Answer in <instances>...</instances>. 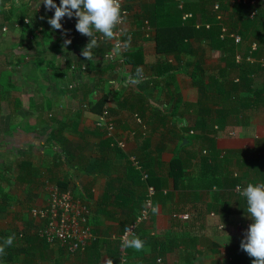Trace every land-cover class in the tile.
I'll use <instances>...</instances> for the list:
<instances>
[{
  "label": "crops",
  "instance_id": "crops-1",
  "mask_svg": "<svg viewBox=\"0 0 264 264\" xmlns=\"http://www.w3.org/2000/svg\"><path fill=\"white\" fill-rule=\"evenodd\" d=\"M188 1L196 0H178L179 6ZM154 2L133 0L129 5L124 39L127 51L138 52L133 56L138 63L119 65L105 59L110 47L102 53L93 48V59L86 60L81 50L90 37L80 34L75 26L74 35L69 36L67 16L61 20L62 30L52 29L48 18L54 9H47L41 0H2L0 8L7 12L30 6L27 16L38 35L22 42L29 24L20 26L16 15L5 20L0 13V23L4 21L7 27L0 33V204L5 205L0 231L13 235L30 231V224L39 222L29 208L47 204V182L66 180L76 200L89 208L92 226L101 234L115 236L121 230L119 218L127 217L129 208L147 192V182L130 160L131 155H137L150 177L161 178L166 187L165 192L156 194L158 210L144 227L145 239L148 235L154 238H148L142 251L133 252L127 264H231L227 247L238 238L231 235L217 240L209 231L213 222L202 218H223V205L230 206L229 218L238 216V184L231 192L228 187L212 184L213 180L222 183L221 178L230 175L264 183V105L251 106L228 118L225 131H218L215 137L223 162L207 170L202 159L210 157V148L205 142L203 147L188 140L182 128L196 125L201 79L218 73L223 66L222 51L209 48L208 40L192 39L179 58L159 53L155 29L142 17L144 9ZM55 3L59 5L60 0ZM160 9L167 8L161 5ZM65 39L71 43L65 46ZM75 62L86 63L87 70L81 75L73 73L70 69ZM197 62L204 72L196 70ZM77 78L81 84L68 87ZM254 78V87L263 88L264 70ZM206 93L214 100L203 105L223 108L222 93L216 87ZM102 97L116 123L113 136L96 126L98 113L91 109ZM84 103L90 107L84 108ZM118 140L125 146L118 145ZM180 142H190L183 153L189 164L177 186L168 175V165ZM191 150L196 156L190 159ZM22 158L31 159L34 169L28 168L30 164L18 167ZM208 181L211 184L207 187ZM29 193L36 195L31 199ZM220 196L224 199L219 200ZM211 203L218 206L217 213L208 211ZM183 214L189 217H180ZM85 261L82 252L70 253L58 243H44L33 255L17 254L13 264ZM100 264H109L106 254Z\"/></svg>",
  "mask_w": 264,
  "mask_h": 264
},
{
  "label": "trees",
  "instance_id": "trees-1",
  "mask_svg": "<svg viewBox=\"0 0 264 264\" xmlns=\"http://www.w3.org/2000/svg\"><path fill=\"white\" fill-rule=\"evenodd\" d=\"M10 1V0H7ZM2 0H0L1 6ZM213 0H196L188 1L179 6L178 0H155L154 4L144 9L142 17L145 20H149L150 26L155 29V41L157 44V51L161 54H173L175 57L179 58V55L183 51L187 50V44L193 40H208V46L214 51H222L221 61L223 66L220 67L217 74L209 75L207 80L201 79L200 84V98L197 102L199 107L196 110L197 120L196 125L193 127H183L182 131L185 137L192 142H196L203 146V143H206V146L210 148V157L202 159L205 163V168L210 170L211 168H216L222 164L223 159H221L222 152L216 148L215 137L218 131H225L227 128L226 121L232 115H241L244 113V110L250 108L251 106L264 105V87L255 88V75L264 70V0H256L255 4L251 2L246 3H234L232 5V11L230 12V18L227 20L229 22L230 33L236 32L240 34L241 40L237 42L234 37L229 35H223L221 25L219 24L218 19L213 15L211 11ZM164 5L165 8L163 11L160 9V6ZM28 8L30 6H22L17 9H12L11 12L3 11L0 8V13L5 16V20L10 19L11 15H16L17 20L20 26L23 25V21L28 17ZM223 8L230 9L229 5H223ZM25 14H24V12ZM256 10L255 15L252 16V12ZM17 11V12H16ZM15 13V14H13ZM186 15V17H185ZM198 22H210L211 27L207 28L206 26L197 27ZM4 21L0 23V33L4 28ZM32 23V19H31ZM4 31V30H3ZM37 28L36 26L29 24V27L25 26V29L22 34L21 41L26 42L29 39L37 38ZM31 39V40H32ZM30 40V41H31ZM97 48L101 50V53L104 52L110 43L108 41L98 42ZM256 43L257 47L252 48V45ZM195 48H193L194 50ZM138 52L130 53L126 51V63L137 64V61L133 60V56L137 55ZM197 53V51H196ZM238 56L240 59H238ZM194 63H192L193 65ZM196 70L204 72L200 67V62L196 63ZM235 77H232V75ZM237 79V80H236ZM197 81V80H195ZM232 84V85H231ZM216 87L218 93H222L224 106L222 109H214L209 106L203 105V103L208 100H214V96H209L206 92L210 89ZM231 88H234L233 90ZM213 92V90H212ZM204 97L206 99H204ZM235 101V102H234ZM106 98L102 97L95 105L92 106V110L101 113L105 107ZM232 103H235L234 105ZM195 106V104H192ZM215 115L217 118H215ZM194 133V134H190ZM194 131V132H192ZM205 136L204 139L201 137ZM190 143V142H189ZM189 143L183 144L180 142L179 146L175 150V154L168 165V175L172 177L175 182V185L180 186L179 182L184 180L186 176L185 168L188 167L189 160H187L183 153L186 148L190 145ZM204 147V146H203ZM209 151L206 149L205 151ZM207 151V152H208ZM62 152H66V148L62 149ZM191 158H194L196 154L192 150L188 154ZM224 155L222 158H225ZM28 158H22L19 161L18 167H24L29 165L28 168L31 170L34 169L32 161L27 160ZM134 167V166H133ZM149 172V171H148ZM152 183L158 189L157 193H162L163 188L166 187L164 180L158 177L151 176ZM160 179L161 183L156 180ZM224 179L222 183L220 180H213L212 184L219 185L220 187H228L233 192V188L239 184L246 186L248 182H245L243 177H234L227 175L222 177ZM143 180V179H142ZM144 181V180H143ZM142 182V181H141ZM57 183L63 190L69 189L68 181L66 180H57ZM252 183H258L252 182ZM206 186L211 184V181L205 183ZM208 187V186H207ZM3 187L0 186V192H2ZM147 190V185H146ZM168 192V191H167ZM238 195V205L237 213L245 216L243 221H233L230 217V206L226 207L223 205L222 213L223 218H218L215 223H210L209 231L216 235L217 240L221 239L224 241L228 236H236L238 241L227 247V254L230 258L231 264H252V258L243 251L240 247L241 240L244 238L246 230L251 223L250 218L247 216L248 213L246 209V200L239 193ZM36 193H29L28 197L33 199ZM224 195V194H223ZM6 196V195H5ZM145 198H141L137 205L130 207L131 213L127 217L119 218L118 225L121 230L115 236H120L126 225L134 222L138 218L141 210L145 206ZM219 200L224 199V196ZM227 199V198H226ZM229 205V203H227ZM31 208V207H30ZM29 210L31 211V209ZM5 205L0 204V213L4 212ZM208 211H218V206L216 204H209ZM235 212H233L234 214ZM155 214V213H154ZM154 214L151 215L153 218ZM90 216V215H89ZM113 216V215H112ZM150 218V219H151ZM149 219V220H150ZM149 220H144L139 224L137 233L140 239L144 242L145 248L148 243V238H154V236L148 235V238L145 239L147 235V230L144 229L146 222ZM90 225L91 219H90ZM32 228L30 231L26 230L24 232H17L14 234L15 239L11 246L5 248V254L0 256V264H13V260L17 254L21 252L25 253L27 256L33 255L37 247L42 248L44 243L50 244L46 241L44 237H41L38 233L40 228V223L36 224L33 221ZM94 237L89 241L85 250L82 252L83 257L86 258V264H100L103 254H106L109 258V264H127L129 261L130 255H133V252L136 250L131 248H126L128 251L127 262L122 263L121 254L123 247L121 246V239L118 237H110L109 234H101L92 226ZM11 231H0V244L10 235ZM148 240V241H146ZM56 244V243H55ZM215 246H218V242L215 241ZM142 248V250H143ZM139 250V251H142ZM150 264H152L150 262Z\"/></svg>",
  "mask_w": 264,
  "mask_h": 264
},
{
  "label": "built area",
  "instance_id": "built-area-1",
  "mask_svg": "<svg viewBox=\"0 0 264 264\" xmlns=\"http://www.w3.org/2000/svg\"><path fill=\"white\" fill-rule=\"evenodd\" d=\"M133 0H121V11H122V23L117 26L116 29V39L114 40H105L100 34H96L98 37V42H110V48L105 52L104 57L107 61L116 62L119 65L126 64L125 53L127 51V42L124 39L125 28L124 24L127 20L129 13V5ZM246 3L251 2L252 4L256 3V0H213L212 2V13L218 19L219 24L221 25L223 35H231L235 38L237 42L241 40L240 34L233 32L230 33L228 13L232 11V5L234 3ZM229 5L231 8H223V5ZM229 10V11H228ZM256 10L252 12V16L255 15ZM186 17V15H185ZM77 22V18L73 15L72 18L67 19V23L70 26V29L67 31L69 36L74 35L73 27ZM25 24H31V18L26 17L23 21ZM197 27L206 26L207 28L211 27L210 22H198ZM4 30L7 29L5 26ZM38 33V32H37ZM120 44L119 51L116 50V44ZM257 47L256 43L252 45V48ZM238 59L240 57L238 56ZM264 64V60H262ZM88 66L86 63H73L71 66V71L73 73L79 74L87 70ZM82 80L80 78L75 79L68 87L75 88L81 84ZM84 108H89V103L83 104ZM140 120V119H139ZM96 126L101 130H104L108 136H113L116 130V123L113 120L110 111L107 107H104L101 113H98L96 119ZM193 132V131H192ZM118 145L125 146L123 140H118ZM130 160L135 169L139 170L141 177L144 181L147 182V192L145 198V206L141 210L136 221L125 226L123 233L118 237L122 240L123 237L138 236L137 229L139 224L144 220H149L151 215L154 214L152 211L153 207L158 209V206L155 203V196L158 192L156 186L152 183H149L150 173L146 168H144L141 160L137 155H131ZM47 188L49 192V199L46 205L43 206H34L31 209V214L35 219L40 223V228L38 233L41 237H44L46 241L50 244L58 243L60 246L65 248L70 253L83 252L89 243V241L94 237L92 226L89 223V208L86 205L80 204L72 190L67 189L63 190L57 183L47 182ZM245 186L237 185L235 192L239 193L238 188L242 189ZM240 194V193H239ZM156 213V212H155ZM180 217L188 218V214H183ZM140 238V237H139ZM128 251L126 248H123L121 254L122 263L127 262Z\"/></svg>",
  "mask_w": 264,
  "mask_h": 264
},
{
  "label": "clouds",
  "instance_id": "clouds-1",
  "mask_svg": "<svg viewBox=\"0 0 264 264\" xmlns=\"http://www.w3.org/2000/svg\"><path fill=\"white\" fill-rule=\"evenodd\" d=\"M41 3L49 10L54 9V15L48 18L52 29L62 30L61 20L65 16L72 18L74 15L77 18L76 30L90 37L81 50L86 60L93 59L92 49L98 46L96 34L105 40H114L117 26L122 23L121 0H60L59 5L55 0H41ZM70 43L71 39H65V46ZM119 48L120 44L117 43L116 50L119 51ZM238 191L246 200L245 211L251 220L240 247L252 258V264H264V183L248 182ZM157 210L156 207L152 208L154 213ZM14 239L15 236L10 235L0 244V256L5 254V248L11 246ZM121 246L139 251L144 247V242L138 236L123 237Z\"/></svg>",
  "mask_w": 264,
  "mask_h": 264
},
{
  "label": "rangeland",
  "instance_id": "rangeland-1",
  "mask_svg": "<svg viewBox=\"0 0 264 264\" xmlns=\"http://www.w3.org/2000/svg\"><path fill=\"white\" fill-rule=\"evenodd\" d=\"M229 11V10H228ZM230 14L231 13H228V16H229V18H230ZM211 53L209 52V55H210ZM258 79V78H257ZM256 79V80H257ZM69 86V85H68ZM16 187H18V185L16 186ZM21 187V186H20ZM236 195V197H237V194H235ZM245 200V199H244ZM211 216V215H210ZM212 218H202V220L203 219H206L207 221H210V222H213V223H215L216 221H214V219H215V216L214 215H212L211 216ZM243 218H245V216L244 215H240V214H238V216H234L233 215V217L231 218V220H233L234 222L235 221H243L244 219ZM201 219V218H200ZM1 224V223H0Z\"/></svg>",
  "mask_w": 264,
  "mask_h": 264
}]
</instances>
